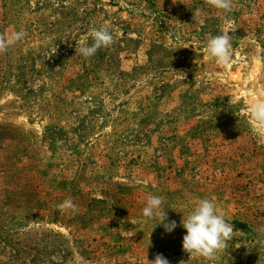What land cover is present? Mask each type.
Instances as JSON below:
<instances>
[{
	"label": "rangeland",
	"instance_id": "obj_1",
	"mask_svg": "<svg viewBox=\"0 0 264 264\" xmlns=\"http://www.w3.org/2000/svg\"><path fill=\"white\" fill-rule=\"evenodd\" d=\"M100 26L113 43L85 59ZM20 29L0 54V264H264V0H0V33ZM222 32L227 69L204 52ZM201 199L237 231L212 261L182 248Z\"/></svg>",
	"mask_w": 264,
	"mask_h": 264
},
{
	"label": "clouds",
	"instance_id": "obj_2",
	"mask_svg": "<svg viewBox=\"0 0 264 264\" xmlns=\"http://www.w3.org/2000/svg\"><path fill=\"white\" fill-rule=\"evenodd\" d=\"M205 2L212 8L224 12L231 11L234 6V0H205ZM200 14L201 10L197 9L193 17H198ZM88 36L92 40L90 45L85 38L81 46L76 47V52L79 51L85 59L93 57L101 48L109 47L114 40L110 29L106 26L91 28ZM25 37L26 32L23 29L0 33V54L8 52ZM231 48V35L228 32L211 36L207 39L204 48L205 58L214 60L219 68L227 69L232 64ZM248 113L256 127L264 129V99L259 98L258 92L254 94L253 102L248 106ZM162 204L163 197L149 195L142 209V215L148 219L158 220L155 226L162 225L167 233H171L177 227V223L168 219L167 211L162 208ZM58 207L61 210L76 209L71 199L65 200ZM181 224L186 230L182 241L183 251L189 256L203 257L209 261L214 260L218 252L228 248L229 241L237 232L234 231L233 224L226 221L225 215L218 212L214 202L209 199H201L193 210L182 218ZM146 264H170V262L158 253L153 260H148L146 255Z\"/></svg>",
	"mask_w": 264,
	"mask_h": 264
}]
</instances>
